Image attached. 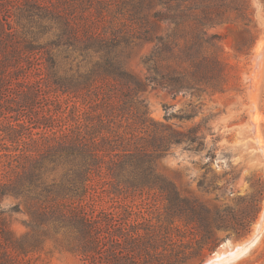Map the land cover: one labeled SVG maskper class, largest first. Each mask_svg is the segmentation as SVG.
<instances>
[{
	"label": "trees",
	"instance_id": "obj_1",
	"mask_svg": "<svg viewBox=\"0 0 264 264\" xmlns=\"http://www.w3.org/2000/svg\"><path fill=\"white\" fill-rule=\"evenodd\" d=\"M233 16L252 44L253 0H0V264L56 252L81 264H203L250 234L262 187L245 212L181 193L158 163L174 145L200 151L204 136L157 124L142 98L147 87L224 93L230 67L209 29ZM147 44L140 79L128 64ZM165 111V122L198 116Z\"/></svg>",
	"mask_w": 264,
	"mask_h": 264
},
{
	"label": "rangeland",
	"instance_id": "obj_2",
	"mask_svg": "<svg viewBox=\"0 0 264 264\" xmlns=\"http://www.w3.org/2000/svg\"><path fill=\"white\" fill-rule=\"evenodd\" d=\"M253 8L252 44L243 22L235 16L209 29L211 34L220 37L230 67L224 93L201 98L174 97L167 90L152 87L142 93L157 124H167L176 133L199 128L200 135L204 136L199 140L204 143L200 151L190 150L184 144L174 145L158 163L159 171L173 181L181 193L199 199L214 210L233 208L245 212L255 207L256 191L262 187L260 209L250 234L242 240L221 244L203 264L216 260L218 254L234 252L256 236V242L244 255L233 261H219V264H264V8L259 0H253ZM260 41L263 43L257 52ZM150 48V44L140 48L128 64L140 79L146 74L141 58ZM191 107L198 116L165 122V108L169 114L184 115ZM203 178L206 185L200 188L198 184ZM248 196L251 197L249 204L245 199ZM14 203L13 199H5L2 206L7 208ZM15 219V230L19 235L24 234L26 230L20 223L23 218L15 216ZM42 260L46 264H81L77 257L68 253L43 255Z\"/></svg>",
	"mask_w": 264,
	"mask_h": 264
},
{
	"label": "bare ground",
	"instance_id": "obj_3",
	"mask_svg": "<svg viewBox=\"0 0 264 264\" xmlns=\"http://www.w3.org/2000/svg\"><path fill=\"white\" fill-rule=\"evenodd\" d=\"M262 43H263V41H260L259 43H258V45L256 46V51L257 52H259V49L261 48V46H262ZM256 55H257V53H256ZM262 219V218H261ZM262 224H260L259 226H257L258 227V229H257V231L260 229V226H261ZM254 238H256L257 239V236L256 237H254ZM254 238L252 239L253 241H254ZM242 248V246H239V247H237V249L234 251V252H231V253H229V254H225V255H217V257H216V260H214V261H209V263L208 264H211V263H213V262H217V264L219 263V261L221 262L222 260H224L225 258H227L228 256H234V258H236V259H238L240 256H241V253H239L240 251V249ZM235 259V260H236ZM229 261V260H228ZM211 262V263H210Z\"/></svg>",
	"mask_w": 264,
	"mask_h": 264
},
{
	"label": "water",
	"instance_id": "obj_4",
	"mask_svg": "<svg viewBox=\"0 0 264 264\" xmlns=\"http://www.w3.org/2000/svg\"><path fill=\"white\" fill-rule=\"evenodd\" d=\"M256 238H254V241L253 240H251V241H249V242H247L244 246H242V248L239 250L240 252L239 253H241V256L242 255H244L249 249H250V247L256 242ZM240 256V257H241ZM236 258H234V256H228L227 258H225L224 260H229V261H233V260H235ZM209 263V262H208ZM208 263H206V264H208ZM211 263V262H210ZM211 264H217V262H213V263H211ZM219 264V263H218Z\"/></svg>",
	"mask_w": 264,
	"mask_h": 264
}]
</instances>
